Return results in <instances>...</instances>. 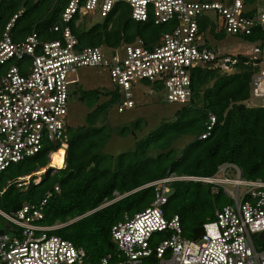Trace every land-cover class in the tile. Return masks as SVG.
Masks as SVG:
<instances>
[{
  "label": "built area",
  "instance_id": "built-area-1",
  "mask_svg": "<svg viewBox=\"0 0 264 264\" xmlns=\"http://www.w3.org/2000/svg\"><path fill=\"white\" fill-rule=\"evenodd\" d=\"M255 2L68 0L60 22L50 29L59 33L58 39L41 40L36 32H31L16 42L11 29L22 14L19 11L0 39V175L11 165L40 153L46 143L57 144L65 139L70 127L71 94L78 85L72 76L79 69L106 73L112 83L110 91L116 90L120 96L117 111L123 113L135 107L133 86L138 83L158 86L168 104L184 106L192 95L196 69L232 75L241 63L253 71L246 106L264 108V38L256 42L244 40L264 32V12ZM118 3L128 4L134 22L173 23L174 27L153 46L137 38L116 48H80L69 26L72 20L93 14L105 17ZM204 19L212 21L217 33L241 38L251 47L238 53L242 60L220 54L209 45V26L205 31L200 27ZM208 119L202 139L210 135L215 125L213 115ZM60 150L64 152V167L65 144L56 152ZM47 168L51 167L18 177L16 186L26 188L32 177L38 182ZM228 170L233 172L231 177L226 174ZM172 181L202 182L211 185L214 193L222 188L232 200V204L215 211L214 220L203 225L198 240L182 237L178 216L164 215ZM227 185L232 189L227 190ZM143 187L153 188L154 201L111 227L115 251L102 257L98 264H264V183L247 181L240 169L225 164L209 178L172 176ZM240 188L244 189L242 193ZM53 191L58 193L59 187L54 186ZM52 193L47 191L38 205L24 204L12 213L0 211V217L13 226L0 232V264H86L82 248L60 236L49 235L67 223L38 224ZM163 235L166 238L160 239Z\"/></svg>",
  "mask_w": 264,
  "mask_h": 264
},
{
  "label": "trees",
  "instance_id": "trees-1",
  "mask_svg": "<svg viewBox=\"0 0 264 264\" xmlns=\"http://www.w3.org/2000/svg\"><path fill=\"white\" fill-rule=\"evenodd\" d=\"M67 1L0 0V39L6 25L21 10L11 29L14 41H21L31 32H36L41 40L58 39L59 33L50 29L60 22ZM259 11L264 12V8ZM102 18L101 22L90 24L92 18L87 15L75 25L79 20L75 17L69 24L80 48H116L137 38L153 46L162 34L174 27L173 23L134 22L127 10L113 9ZM200 27L203 31L207 29L204 20ZM209 33L218 41L224 38V33H217L214 25L209 26ZM263 38L264 32H257L244 40L256 42ZM234 56L242 60L241 54ZM252 73L251 67L241 63L232 75L196 69L190 101L175 112L174 120L160 123L136 142L131 151L117 156L103 153V148L114 133L108 124V112L118 104L119 94L116 90L76 87L71 98L89 109L84 124L68 127L63 141L46 143L40 153L11 165L0 175V211L12 213L24 204L38 205L47 191L53 192L38 224L67 223L49 235L72 242L85 251L86 262L98 264L102 257L115 251L111 227L126 215L130 217L143 211L154 201L153 188L143 187L151 182L171 176L209 178L221 166L230 164L240 169L243 179L264 183V108L245 104L250 97ZM153 88L161 90L158 86ZM209 115L215 117V125L210 135L202 139ZM143 126L137 120L130 127L120 128L117 134L135 135ZM183 137L192 140L177 152L173 143ZM62 143L66 150L62 169L52 174V169L47 168L38 182L32 177L26 188L16 186L18 177L49 166V153H55ZM54 186L59 187L58 193H54ZM169 187L164 215L178 216L182 236L189 240L200 238L203 225L214 220L217 209L232 204L222 188L214 193L211 185L202 182L172 181ZM5 224L12 226L6 221Z\"/></svg>",
  "mask_w": 264,
  "mask_h": 264
},
{
  "label": "rangeland",
  "instance_id": "rangeland-1",
  "mask_svg": "<svg viewBox=\"0 0 264 264\" xmlns=\"http://www.w3.org/2000/svg\"><path fill=\"white\" fill-rule=\"evenodd\" d=\"M255 4L260 9L264 8V0H256ZM114 10L120 12L127 10L130 12V7L128 4L118 3L114 6ZM90 17L92 18V20L90 19V24L101 22L103 20V16L99 14H93L90 15ZM81 21H83V19H80L78 23ZM204 22L207 26L212 25V21L209 19H204ZM208 39L209 45L220 54L236 55L238 53H244L246 50L251 48L243 39L226 34H224V38L219 41L211 36H208ZM72 78L78 81V85H76L75 88L80 86L84 90H110L112 87V83L108 75L104 72H97L90 69H79L72 76ZM133 87L135 107L123 113H119L117 111V106H114L108 112V124L110 127H112L114 133L103 148V153L107 155L117 156L121 153L131 151L134 148L136 142L145 138V136L155 129L160 123L174 120L175 112L181 107L179 105L168 104L165 100L164 92L155 90V88H153L151 85L138 83ZM102 101L103 98L100 100V103ZM87 112H89V109H87L86 106L77 102L74 98H71L68 110L69 126L78 127L83 125L84 117ZM137 120H141L144 126L135 135L130 134L125 137H121L117 134L120 128L125 126L130 127L131 124ZM191 140V137L180 138L175 143H173V148L179 152ZM51 169L52 174L57 171L54 168ZM232 173V171L228 170L226 174L231 177L233 175ZM225 188L227 190H231L232 186L227 185ZM243 191L244 189L240 188V192L242 193ZM115 195H117V193H115ZM117 198L120 197L117 196ZM4 223L5 221L0 217V230H2ZM161 238H166V236H162L160 239ZM86 264L90 263L86 262Z\"/></svg>",
  "mask_w": 264,
  "mask_h": 264
},
{
  "label": "bare ground",
  "instance_id": "bare-ground-1",
  "mask_svg": "<svg viewBox=\"0 0 264 264\" xmlns=\"http://www.w3.org/2000/svg\"><path fill=\"white\" fill-rule=\"evenodd\" d=\"M63 155H64L63 150H60L56 153L51 154L50 155V163H49L48 167H51L54 169H62L63 168V162H64ZM52 161H53V163H52ZM41 172H43V171H41Z\"/></svg>",
  "mask_w": 264,
  "mask_h": 264
},
{
  "label": "crops",
  "instance_id": "crops-1",
  "mask_svg": "<svg viewBox=\"0 0 264 264\" xmlns=\"http://www.w3.org/2000/svg\"><path fill=\"white\" fill-rule=\"evenodd\" d=\"M3 228H5V229H7V225L4 223V226H3Z\"/></svg>",
  "mask_w": 264,
  "mask_h": 264
}]
</instances>
